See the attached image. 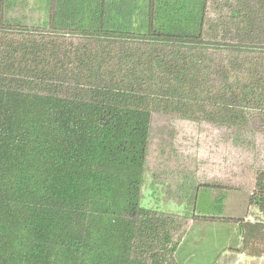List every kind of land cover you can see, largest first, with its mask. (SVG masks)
<instances>
[{"label":"trees","instance_id":"16d2710c","mask_svg":"<svg viewBox=\"0 0 264 264\" xmlns=\"http://www.w3.org/2000/svg\"><path fill=\"white\" fill-rule=\"evenodd\" d=\"M154 116L231 136L250 181L190 151L150 171ZM217 223L238 240L210 264L264 257V0H0V264H180Z\"/></svg>","mask_w":264,"mask_h":264},{"label":"rangeland","instance_id":"374dc122","mask_svg":"<svg viewBox=\"0 0 264 264\" xmlns=\"http://www.w3.org/2000/svg\"><path fill=\"white\" fill-rule=\"evenodd\" d=\"M154 125L158 129L167 131L163 138L158 135L153 139L150 149L149 169L155 171L158 176L167 175L168 167L173 172L176 166V154H188L195 152L197 159L204 163L208 161L211 177L213 175H227L234 180H242L245 183L250 181L249 163L240 155L237 147L232 144V137L229 136L228 144L226 139L216 129L211 132H200L195 128H186L189 124L154 116ZM157 129V130H158ZM242 172L243 175L238 176ZM170 173V172H169ZM149 179L142 189L143 203L146 206L153 205L154 197L148 190ZM159 207L169 212H176L179 209L169 202L162 194L155 195ZM212 197L208 192L202 193L198 198L197 207L200 210H209L212 204ZM245 201L244 193L230 192L224 199L226 214L238 215L242 210ZM252 219V218H251ZM198 229L191 232L183 246L178 252L180 264H210L223 247H234L237 245L238 231L236 226L229 224H198ZM207 229L203 231L204 228ZM217 264H264V257L251 258L234 251H224L220 254Z\"/></svg>","mask_w":264,"mask_h":264},{"label":"crops","instance_id":"0c3cea01","mask_svg":"<svg viewBox=\"0 0 264 264\" xmlns=\"http://www.w3.org/2000/svg\"><path fill=\"white\" fill-rule=\"evenodd\" d=\"M246 202L244 201L243 202V206H242V210L240 211V214H236L235 216H243V215H245V212H246ZM218 261V260H217Z\"/></svg>","mask_w":264,"mask_h":264}]
</instances>
